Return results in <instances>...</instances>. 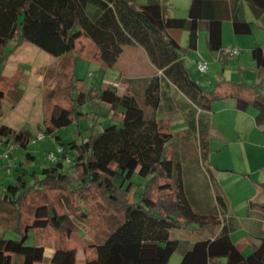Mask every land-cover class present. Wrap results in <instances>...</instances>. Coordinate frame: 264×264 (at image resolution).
<instances>
[{"label":"trees","instance_id":"trees-1","mask_svg":"<svg viewBox=\"0 0 264 264\" xmlns=\"http://www.w3.org/2000/svg\"><path fill=\"white\" fill-rule=\"evenodd\" d=\"M246 4L255 19L264 14V0H191L186 17L172 16L162 0H0V69L12 52L10 42L17 36L54 56L74 50L78 39L87 36L108 68L115 66L125 47L137 45L161 71V75L146 79H125L122 94L115 85L102 84L87 93L80 91L78 107L53 108L44 136L74 123L80 125L88 114L80 107L93 101L97 104L96 98L106 106L98 108L95 117L110 122L98 130L96 120L69 140L56 135L59 155L38 172L26 171L22 165L14 168L13 182L0 192V215L7 214L9 226L20 238L0 236V264L44 261L43 246L26 245L31 229L51 227L68 236L78 230L71 215L59 212L48 194L47 188L52 185L68 191L72 211L82 217H88V212L79 206L80 201L94 198L105 201L122 216V223L103 243L85 248L84 264H167L176 252L182 256L180 264H264V228L262 234L253 236L257 240L252 244L253 251L244 254L231 237L239 228L238 222L228 215L227 199L209 165L211 112L217 101L233 98L242 112L252 107L257 124H264V49L257 46L251 50L257 74L254 82H231L219 76L214 88L207 90L185 64L187 51L198 49L201 31L206 32L208 51L224 57L221 61L226 64L232 55L223 48V23L230 21L236 35L251 34ZM173 29L188 33L185 46L171 34ZM163 81L174 85L176 94L194 108V115L189 113L184 120V131L192 132L198 143L202 171L214 187L217 205L213 209L197 200L181 159L171 150L177 134L158 120L165 106L170 115L181 112L176 94L167 98ZM138 82H143L146 105L154 110L149 117L132 94ZM4 98L5 92L0 89V109ZM116 117L119 120H114ZM30 140L28 131L0 126L2 152L7 148H11L10 154L14 149H26ZM25 158L31 161L34 156L27 152ZM167 164H171V172ZM135 174L146 180L140 192L135 191L132 181ZM126 181L129 183L125 186ZM25 210L33 214L30 224L23 222ZM247 214H256L264 224V199L251 200ZM193 224L200 234L209 236L196 240L171 238L173 229ZM49 264H77V249H56Z\"/></svg>","mask_w":264,"mask_h":264},{"label":"rangeland","instance_id":"rangeland-1","mask_svg":"<svg viewBox=\"0 0 264 264\" xmlns=\"http://www.w3.org/2000/svg\"><path fill=\"white\" fill-rule=\"evenodd\" d=\"M143 1V0H141ZM172 6V1L183 5V0H162ZM246 19L252 22V33L248 35H236L232 30L230 21H224V27H230L229 35L226 38L232 40L237 38L240 51L238 57L231 58L226 64L222 61H217L216 58L208 51L205 42V31L200 32L199 44L197 50H189L185 56V64L193 74V78L198 80L200 77L208 80L216 78L212 85L205 83V89L214 88L218 77L231 82H249L242 75L239 65L245 66L244 70L250 76L255 70L254 62L247 54V48L256 45H247V39L253 42H261L264 39V30L256 24L252 10L246 4ZM176 14L182 16L183 10L176 9ZM184 31V30H181ZM187 33L186 31H184ZM226 36V35H225ZM182 40V45H186V40ZM256 40V41H255ZM254 44V43H251ZM12 52L8 56L5 64L0 69V89L5 92V98L2 108L0 109V126L7 125L13 130H25L31 134V140L26 149H14L10 154V160L7 165H2L0 172V192L14 179V168L22 165L26 171L34 169L40 171L43 167L49 166L51 160L49 155L57 152V144L54 137L62 136L64 140H69L77 137L79 129H85L93 125L98 120L97 129L103 130L109 125L110 120L104 117H95V111L98 108L105 107V103H101L98 98L97 104L88 102L80 107V111L88 113L84 120L72 124L68 128H61L54 134L43 135L39 138L41 132H45V125L49 120L51 112L56 105L65 108H71L73 105L78 107L77 97L80 91L88 92L91 88H99L102 84H113L119 92L122 93L125 89V83L121 82L125 78L146 77L152 73L153 66L148 59V56L140 46H127L120 56L118 62L113 68H108L103 65L99 58L98 50L94 42L87 36H82L77 41V46L74 50L65 53L61 56H54L43 48L30 43L28 41H20L19 37H15L9 46V51ZM207 60L209 68L206 73H200L197 68V60ZM250 60V63L247 62ZM253 65V66H252ZM254 68V69H253ZM218 75V76H217ZM246 75V76H247ZM212 82V80H211ZM143 82H138L132 92L137 97L139 104L143 107L147 117L153 114V108L146 105L144 95ZM165 100H163L164 104ZM179 111V110H178ZM181 112L172 113L170 115L168 109L163 107L158 114V120L166 125L167 129H172L177 134L172 146V151L177 155L184 166V175L186 180H189L193 192L201 195L202 199L211 209L209 200L214 196V187H212L209 178L203 173L202 164L199 162L200 152L198 143L192 132H187L183 129ZM97 118V119H96ZM114 120H119L118 117ZM180 136V137H179ZM4 145V143H3ZM0 146V152L3 150ZM30 152L34 158L27 161L25 155ZM173 153V154H174ZM72 154V153H71ZM174 157H177L175 156ZM6 162V163H7ZM4 164V163H3ZM69 166L65 162V168ZM167 169L171 172V164H167ZM208 178V183L207 179ZM132 181L136 184L135 191L144 188L146 180L138 174L133 175ZM129 183L126 181L125 186ZM141 189L139 190V192ZM47 192L55 201L56 207L61 213H68L78 226V230L71 236L57 232L51 227L33 230L28 233L26 245H40L45 248L44 261L38 264H49L52 254L59 248H76L77 249V264H84L85 248L91 244L103 243L107 237L122 223L123 219L120 213L111 209L108 204L100 198H94L86 202L80 201L79 206L83 207L88 212V217H82L80 214L72 211L70 204L69 193L66 189L59 186H49ZM213 205V204H212ZM236 210L241 214H246V210L241 211L240 202L235 203ZM246 216H243V223L246 222ZM33 220V214L29 210L24 211L23 222L30 224ZM245 221V222H244ZM173 240L189 239L196 240L209 236V233L200 234L198 226L193 224L186 228L173 229L171 231ZM255 233L247 235L252 241ZM0 236L9 239H19L20 235L9 226V217L3 213L0 215ZM245 231L242 230L233 235L235 241L240 244L244 239ZM241 241V242H240ZM253 251V245L247 244L244 249L245 254ZM181 254L174 253L167 264H180Z\"/></svg>","mask_w":264,"mask_h":264},{"label":"crops","instance_id":"crops-1","mask_svg":"<svg viewBox=\"0 0 264 264\" xmlns=\"http://www.w3.org/2000/svg\"><path fill=\"white\" fill-rule=\"evenodd\" d=\"M165 3L167 4V2ZM190 3L191 0H183V5L181 6L179 3L172 1L173 7L168 4L167 6L172 16L186 17ZM176 9L183 10V14H181L182 16H179L175 13ZM246 13H248V11H246L245 8V16ZM255 21L256 24L264 30V14L260 17V19H255ZM229 29L230 27H224L223 25V48L226 49V51H229L230 49H238L237 45H239V42H241L235 37H233L232 40H228V38H226L227 35H229ZM171 34L180 43H182L181 39L184 38L187 44L188 33L181 31V29H173L171 30ZM247 45H256L254 47L262 46L264 49V39L261 42H253L250 39H247ZM254 47L247 48V54L250 56V58H252L251 50ZM212 55L217 61L224 59V57H218V53ZM239 56L240 55L238 54V60H240ZM234 57L236 56H232V58ZM201 61L207 62V60L204 59L197 60V68L198 63ZM247 62L250 63V60L247 59ZM239 67L240 70H242V75L244 78L247 77L246 79H248L249 82L256 81V69L251 72L250 76H248V73L244 70L245 66L240 64ZM253 67L255 68V62ZM152 73L153 74L146 77L132 79H146L155 75H161V71L156 69L154 66ZM216 78H211V82L210 79L206 80L203 77H200L197 81L202 86L205 85V83L212 85ZM125 79L128 78L123 77L120 83H125ZM119 87L118 93H120ZM163 90L167 93V98H171L172 95L176 94L174 85L169 84L166 81H163ZM175 100H178L181 103L180 115L184 125L183 129H185L186 125L184 124V120L189 113L194 115V108L192 105H190V103H188V101H186V99H184V97L179 94H176ZM255 117L256 111L252 107L247 109L245 112L237 110L236 102L233 98L217 101L214 104L213 110L211 112L210 170L215 177L217 185L222 190L227 199L228 215L231 219L238 222L239 228L231 234V237L242 252L247 248V244H253L257 241L254 238L252 241L250 239L247 241L249 238L247 235H252V233L262 234V230L264 228V224L259 222L256 214H253L252 216H249L247 212L246 214H241L235 208L237 207L235 206L236 201H239L241 211L242 209L247 211L251 200L256 198H260L262 200L264 199V124H257ZM205 176H207V174H205ZM206 179L208 183V178ZM211 197L212 198L209 200V203L211 202L213 204H211L213 209L217 204L215 197ZM197 200L200 202L204 201L201 195L197 196ZM204 206L208 207L209 205L206 203ZM243 216H246L247 218L246 222L244 221L245 223H243ZM242 230L245 231V236L244 239L241 240L243 242L240 244L234 240L233 235Z\"/></svg>","mask_w":264,"mask_h":264},{"label":"built area","instance_id":"built-area-1","mask_svg":"<svg viewBox=\"0 0 264 264\" xmlns=\"http://www.w3.org/2000/svg\"><path fill=\"white\" fill-rule=\"evenodd\" d=\"M230 54L232 56H237L239 54V50L238 49H230ZM208 68H209V65H208V62L206 61H201L198 63V69L201 73H206L208 71ZM43 133L41 132L38 136L39 138H42L43 137ZM59 151L61 149H58ZM10 151H11V148H7L5 151L3 152H0V172L2 170V165H4L7 161H9V157H10ZM55 154L54 153H51L49 155V159L50 160H55ZM4 163V164H3Z\"/></svg>","mask_w":264,"mask_h":264}]
</instances>
